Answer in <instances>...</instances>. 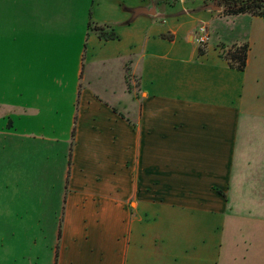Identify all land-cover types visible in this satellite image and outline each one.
<instances>
[{"label":"crops","instance_id":"crops-1","mask_svg":"<svg viewBox=\"0 0 264 264\" xmlns=\"http://www.w3.org/2000/svg\"><path fill=\"white\" fill-rule=\"evenodd\" d=\"M169 6L177 11L172 0H0L3 247L15 198L5 191L32 135L21 123L42 112L32 76L70 58L75 136L56 264H264V17L232 15L236 33L210 30L205 47L179 50L186 24L171 19L184 12ZM246 42L239 71L222 53Z\"/></svg>","mask_w":264,"mask_h":264},{"label":"rangeland","instance_id":"rangeland-1","mask_svg":"<svg viewBox=\"0 0 264 264\" xmlns=\"http://www.w3.org/2000/svg\"><path fill=\"white\" fill-rule=\"evenodd\" d=\"M209 1L216 6H222L221 0H185V6L181 8V2L184 1L172 0L177 11L169 6L167 14L183 11L184 14L171 20L178 19L180 23L186 24L176 36V47L179 50H199L205 47L188 39L190 30H193L198 21H201L198 25L203 23L209 33L212 30L214 34L217 31L236 33L241 27V17L225 15L223 9L220 14L205 9V2L208 4ZM219 10L214 9L216 12ZM203 20L206 22H202ZM158 23L159 26L164 25L161 19ZM61 66L60 72H38L35 77L32 76L37 87H31L30 96L41 106L42 112L25 115L21 123L32 135L22 140L26 146L22 150L25 155L24 164L15 165V172L8 183L11 191H5L12 193L15 198L7 220L10 232L4 247L0 241V264H53L55 258L57 229L64 211L62 196L68 191L67 180L63 176L70 164L74 144L69 120L73 97L71 59L64 58ZM128 89H135L134 78L129 72ZM17 143L16 138L15 145ZM18 152H14L16 156Z\"/></svg>","mask_w":264,"mask_h":264},{"label":"trees","instance_id":"trees-1","mask_svg":"<svg viewBox=\"0 0 264 264\" xmlns=\"http://www.w3.org/2000/svg\"><path fill=\"white\" fill-rule=\"evenodd\" d=\"M220 5L223 6V13L225 15H238V14H250L254 16L264 17V0H221ZM89 27L96 31L100 37L105 39H115L118 36L115 32H105V26H99L97 24L89 23ZM224 48V47H223ZM225 49V48H224ZM249 50V43L246 42L241 45H232L223 52V57L227 60L230 67L239 71H243L246 68L247 56ZM202 51V50H200ZM75 127L71 132L72 144L74 142ZM61 236V230L59 229L58 237ZM58 246L56 247L55 262H57Z\"/></svg>","mask_w":264,"mask_h":264},{"label":"built area","instance_id":"built-area-1","mask_svg":"<svg viewBox=\"0 0 264 264\" xmlns=\"http://www.w3.org/2000/svg\"><path fill=\"white\" fill-rule=\"evenodd\" d=\"M194 40L201 46L208 44L210 40V33L203 23L197 26L196 32L194 34Z\"/></svg>","mask_w":264,"mask_h":264},{"label":"water","instance_id":"water-1","mask_svg":"<svg viewBox=\"0 0 264 264\" xmlns=\"http://www.w3.org/2000/svg\"><path fill=\"white\" fill-rule=\"evenodd\" d=\"M216 8L220 9V7H219V6H216Z\"/></svg>","mask_w":264,"mask_h":264}]
</instances>
